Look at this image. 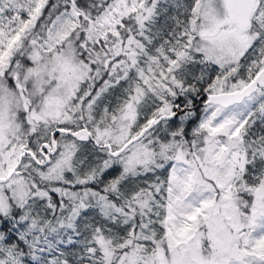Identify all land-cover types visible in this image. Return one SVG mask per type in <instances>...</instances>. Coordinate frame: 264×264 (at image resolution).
<instances>
[{"label":"snow or ice","instance_id":"6c2138e0","mask_svg":"<svg viewBox=\"0 0 264 264\" xmlns=\"http://www.w3.org/2000/svg\"><path fill=\"white\" fill-rule=\"evenodd\" d=\"M0 264H264V0H0Z\"/></svg>","mask_w":264,"mask_h":264}]
</instances>
